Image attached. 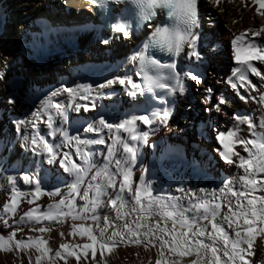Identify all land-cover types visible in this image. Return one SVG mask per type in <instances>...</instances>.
<instances>
[{
  "label": "bare ground",
  "instance_id": "1",
  "mask_svg": "<svg viewBox=\"0 0 264 264\" xmlns=\"http://www.w3.org/2000/svg\"><path fill=\"white\" fill-rule=\"evenodd\" d=\"M117 6L125 11L124 4ZM63 9L70 17L63 16ZM94 16L87 0H0V236L5 238L6 245L0 249V264H37V256L41 257L39 264H156L157 260L161 264H211L212 253L191 243L185 245L190 254L183 256L179 254L183 248L176 252L169 251L170 245L162 248L159 238L170 240L172 229L177 236L188 232L190 241L200 239L215 247L220 264H229L224 256V240L212 229V223L222 227L230 240L236 239L237 232L244 236L242 229L247 226L243 217L236 222L235 214L249 211L247 200L253 198L259 210V198L264 197V173L254 169L246 172L239 166L238 157L247 160L249 151L255 149L248 145L249 151H245L244 145L234 143L264 136V61L252 58L253 46L264 49V0H199V19L193 30L199 36V56L191 55L187 45L180 54L178 73L185 92L173 94L165 108L172 114L166 124L152 119L143 95L130 94L131 85L97 87L125 76L139 85V61L132 57L153 34L136 51L134 47L144 34H129L125 39L112 27L100 30L91 25L96 21ZM42 17L53 28L38 26L35 20ZM17 19L16 25L22 29L20 36L14 31ZM61 25L66 30H61ZM39 31L47 35L42 37ZM253 32L258 34L253 36ZM103 40L108 43H102ZM234 49L239 50L240 61H249L260 73L251 72L248 80L236 87L222 80L239 63ZM186 72L200 74L201 82L187 79ZM82 85H90L91 90L85 91L79 87ZM191 87L196 99L187 96ZM64 88L73 89L75 94ZM221 96L226 103L217 111L214 105ZM55 105L61 106L63 115ZM132 115H148L152 120L148 125L140 120L135 122L132 134L148 132L145 141L133 142L129 132L99 124L101 117L115 125ZM236 117H247L253 127ZM89 125L93 131H86ZM230 131L234 133L231 137ZM221 132L228 149L217 139ZM33 137L37 139L36 145L32 144ZM41 137L52 146L54 158L43 148ZM97 140L103 143L93 142ZM123 143L136 144L134 164L124 152ZM225 152L233 163L223 159ZM117 161L121 168L130 169L131 190L120 189L122 176ZM73 163L87 169L77 192L70 191L76 174L66 170ZM242 177L255 179V190ZM97 185L103 190L99 196H95ZM201 185L216 192L209 205L219 207L214 220L210 214L204 219L205 214L190 212L186 218L191 228L182 225L180 217L165 218L160 209L143 205L150 194L178 199ZM137 186L141 187L139 203L135 197ZM145 186L148 194L143 191ZM13 190L17 194L14 203ZM239 193H245V197ZM61 199L65 204L58 211L64 214L53 212L54 219L43 218L49 206ZM113 200L117 201L116 206L112 205ZM30 211L32 214L26 215ZM248 218H252L250 214ZM157 224L166 228L168 234L160 232ZM79 226L91 231L97 240H113L115 246L102 250L97 243L86 249L84 245L92 241L80 234ZM253 227L257 231L253 254L245 259L248 264H264V232L259 231L264 229V223L258 221ZM40 228L45 231H39ZM197 230L205 235L193 236ZM13 232L14 239L9 242ZM114 232L119 235H113ZM136 239L140 242L135 243ZM15 241H24L27 247L15 248ZM228 250L231 253L230 244ZM70 252L77 256L69 255ZM234 264L241 262L236 260Z\"/></svg>",
  "mask_w": 264,
  "mask_h": 264
},
{
  "label": "snow or ice",
  "instance_id": "2",
  "mask_svg": "<svg viewBox=\"0 0 264 264\" xmlns=\"http://www.w3.org/2000/svg\"><path fill=\"white\" fill-rule=\"evenodd\" d=\"M93 4H100L103 6V0H91ZM114 3H119L120 0H112ZM131 3H133L136 8L139 10V17L143 20H150L155 14L156 9H167L169 16L178 17L181 21V27H157L155 32L153 33L152 40H150L147 44L144 45V47L138 51L133 57V61H139L141 69H144L147 66H151L157 69L167 68L171 73L173 78L176 80V86L168 88L167 84L160 83V78L157 75L155 78L151 76L145 75L146 82L151 86L152 84H155L158 87L162 88H168L169 92L172 94H176L177 92L180 95H183L185 92L184 85L180 82V74L176 72V65L175 63H169V64H160L158 60L151 59L150 57L146 56V52L150 46H160L161 48L166 49L169 52L177 53L181 50L182 46L187 44L188 48L192 50L191 55L199 56L198 52L196 51L197 47V41L199 40V36L196 32L193 30L197 26L198 22V16H197V0H130ZM112 29L114 32L121 34V36L125 39L129 37L130 34V25L127 23V21H118L116 24L112 25ZM257 32H253L252 35H257ZM102 43L107 44L108 40H103ZM233 44L235 45V41H233ZM253 50L255 51V55L252 57L253 59L264 61V55H261V52H264V49H256L255 46H253ZM235 52V59L241 63V65L245 68V71L250 70L252 73L256 75H260V73L257 71L253 65L247 61H240V55L239 50L234 49ZM234 72L240 71V69H234ZM140 73L138 72L137 75ZM2 75V73H0ZM184 76L187 79H190L191 81H194L195 83L201 82V75L200 74H192L191 72L184 73ZM240 79H245V76L243 73L240 75ZM119 83L120 85H125L126 83L128 85H131L130 94L132 96H136L137 92L143 94L144 89H142L139 85L134 84L130 77H115L114 79L107 80L104 84L98 85L99 88H105L107 86H111L113 84ZM80 88H83L85 91H90L91 86L90 85H82L79 86ZM235 87V85H233ZM66 92H69L70 94H75L73 92V89L70 88H64L63 89ZM209 93H211V89L207 90ZM243 99V97H241ZM12 101L10 100L9 103ZM226 103L225 99L221 96L216 99V103L214 107L217 111L220 110L221 105H224ZM58 112H60L61 115H63V111L61 109L60 105H55ZM94 107V105H93ZM153 120H158L162 124H166L168 120L171 118V111L168 109H163L159 112H153L150 114ZM237 119H240L242 121H248L249 127H253L250 120H248L247 117H236ZM137 120L142 121L145 125H148L152 123V120L149 119L148 115H141V116H135L132 115L128 119L121 121L118 124H108L105 122L103 117L100 118L99 124L107 127L109 129L116 128L117 130L123 129L126 132H129L131 134V141L135 142L137 139L141 141H145L148 137V132H142L139 134V136L132 134L135 131V122ZM19 123L23 124V121H20ZM93 126L89 125L86 131H93ZM229 137L234 135L231 131L228 133ZM225 134L223 132L219 133L217 136V139L220 140L221 144H224V147L228 149V145L224 143ZM40 142L43 144V148L50 154L51 157L54 158V152L51 145L47 143L46 140L43 139V137L40 138ZM79 142V141H78ZM94 143H103V140H97L93 141ZM234 143H240L244 145L245 151L248 150V145H251L253 149H255V152L249 151V159H244L243 157H238L240 161V167L245 168V171L247 172L249 169H254L255 172L264 173V136L256 137L252 140L248 141H242V140H236ZM32 144H37V139L33 137ZM35 150V149H34ZM123 150L126 154H128V159L131 161L132 164L135 163L137 159V146L135 143L129 144V143H123ZM67 155V154H65ZM88 154H84L85 161H87ZM223 159L226 160L228 163H233L231 156L228 154V152L222 153ZM255 157V159H253ZM51 162V159L49 160ZM63 163V161H61ZM117 168H120L121 176H122V182L120 185L121 191L125 187H129V190H131L130 187V176L131 172L128 167L121 168L120 162L117 161ZM67 171H73L76 174V183H74L71 186L70 191L71 192H77V185L80 183L81 177L86 174L87 169L84 167H81L75 163L72 164L71 168H66ZM99 175V173H98ZM27 180L28 177H25ZM96 177L93 176V180H95ZM242 180L246 181L247 185L252 186V190H255V186L257 184V181L255 179H248L246 177H242ZM109 183H111V177H108ZM37 183V192L40 191L39 188V180L36 181ZM56 192H59V189L55 190ZM102 188L100 185H97L95 188V196H99L102 194ZM143 191L148 194L149 189L147 186L143 188ZM140 192L141 187L137 186L135 197L137 203L140 201ZM55 194V193H53ZM235 195V193H233ZM16 192L13 190L12 195V201L15 202L16 199ZM87 195V193H86ZM239 195L244 198L245 193H239ZM95 196L93 199V207L95 206L96 200ZM261 207L259 210L256 209V199H248L247 204L249 206V211H240L239 213L235 214L236 222H239L241 217H243L244 225L247 227H244L242 231L245 233L244 236H241L240 232L236 233V239L230 240L227 233L224 232L222 227H218L216 223H212V229L224 240V256L227 257L229 264H234L236 260H239L241 264H248V261L245 259L246 256H251L252 253V245H253V237L257 234L256 229H254L253 225H255L258 221L259 223H264V197H260ZM69 208L71 207V200L68 202ZM65 201L61 199L58 204L56 205H50L49 211L47 213L43 214V218L52 220L54 219L53 212H56L57 215H63L64 213L58 211L60 208V205H64ZM112 205L116 206L117 201L113 200ZM152 201L149 202V207H151ZM156 207L161 210L162 215L165 218L168 217H180V223L182 225L187 226L188 228H191L192 225L187 221V219L183 218L182 211L177 209V206L175 204L172 205H165L163 203L157 204ZM219 205H209L207 202H202L196 205L197 209H203L205 216L204 219H208V215L210 214L215 219L216 211ZM5 208H8V205H5ZM141 208H143V205H141ZM171 208L172 210H168ZM83 212H86L87 209H82ZM259 212V215H258ZM32 212L26 213V215H31ZM249 214L251 215V219L248 218ZM38 217L37 219H39ZM75 218V217H74ZM93 219H96L95 216L92 217ZM227 219V218H225ZM229 224L231 225V221H229ZM81 228V235H87L89 240L92 241L91 244H86L84 247L92 248L93 244L99 245L100 249H110L111 247L115 246V243L113 240L108 239H100L97 240V237L92 234L91 231L88 229L83 228V226H79ZM127 227V226H126ZM159 229L160 232H163L165 234H168V230L166 228H160L159 224L155 226ZM39 231L43 232L45 231L44 228H40ZM259 231L264 232V229H260ZM103 235V231L101 230V236ZM113 235H119L118 233H113ZM134 236L138 235V233H133ZM147 235V233H145ZM193 236H201L203 237L205 233L203 231L197 230L196 232L192 233ZM15 233H11L8 237V241L12 242L14 239ZM189 233L188 232H181L178 236L176 234L175 229H172L171 231V238L164 239L163 236H161L160 243L161 247L164 248L166 246H169L170 252H176L179 249L183 248V251H180V255H187L190 254V249L186 248L185 245L191 243L193 247L200 249L203 248L205 251H210L212 253V257L214 258L211 264H220V258L217 255V249L215 247H210L208 244H205L203 240L200 239H193L189 240ZM135 243H139L140 240L136 239L134 241ZM212 243H215V240L212 241ZM231 245V253H229L228 245ZM242 245H246V247H242ZM5 238L0 236V249L5 248ZM15 248H21V247H27V245L24 243V241H15L14 242ZM62 248H66L67 245H61ZM47 252V249L44 250ZM95 254V253H93ZM57 256H60V252L57 251ZM69 255L71 256H77L76 252H70ZM163 255V253H161ZM40 256L36 257L37 264H39ZM79 259V257H77ZM156 264H161L159 260L156 261ZM195 264V262H193Z\"/></svg>",
  "mask_w": 264,
  "mask_h": 264
},
{
  "label": "rangeland",
  "instance_id": "3",
  "mask_svg": "<svg viewBox=\"0 0 264 264\" xmlns=\"http://www.w3.org/2000/svg\"><path fill=\"white\" fill-rule=\"evenodd\" d=\"M38 12L40 13L41 11L38 10ZM65 12V13H64ZM36 14V13H35ZM64 14L67 16V17H70L69 16V12H67V10L63 9V16ZM40 16V15H39ZM16 22H19V20H15L14 21V25H15V29L14 31H16V35L17 36H20V33L22 32V29L21 27L17 24L16 25ZM41 29V28H40ZM42 31V30H41ZM39 34V33H38ZM44 34V35H43ZM47 34H45L44 32H42V34H40V36H46ZM225 76V75H223ZM225 78H222V80H224ZM216 92V91H215ZM188 97H191V98H194L196 99V92L194 90L193 87H191V89H189L188 91V94H187ZM160 141V139L158 140V142ZM164 143L167 145L168 142L167 141H164ZM208 186V185H207ZM205 186V185H201V187L199 188H195L193 189L189 194H186L184 196H181L180 198L178 199H175L174 197H169V196H165V195H160V194H157V193H153V194H150L147 196V198L145 197L144 200H143V205L147 208H149V202L152 201V205H151V209H154V210H159L156 205L157 204H160V203H163L165 205H172V204H175L177 206V208L182 211V213L184 214L183 215V218L187 219L186 217H189L191 215V213L193 215L195 214H205L204 213V210L203 209H197L196 208V205L199 204V203H202V202H207L208 204L212 203V202H209L211 201V198L212 195H215V191L212 190L210 188V186ZM202 188V189H201ZM206 189V190H205ZM200 191V192H199ZM192 194V195H191ZM199 194V195H198ZM215 197V196H214ZM192 209V210H191ZM168 210H172L171 208H169ZM191 212V213H190ZM197 214V215H198Z\"/></svg>",
  "mask_w": 264,
  "mask_h": 264
}]
</instances>
